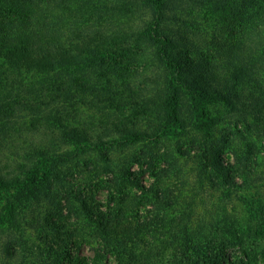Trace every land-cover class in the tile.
I'll return each mask as SVG.
<instances>
[{
    "label": "trees",
    "instance_id": "1",
    "mask_svg": "<svg viewBox=\"0 0 264 264\" xmlns=\"http://www.w3.org/2000/svg\"><path fill=\"white\" fill-rule=\"evenodd\" d=\"M202 12L214 18L209 34L198 21ZM229 115L230 136L238 125H264V0H0V189L9 192L0 224L7 256L18 257L19 249L40 264H159L148 238L165 226L163 217L130 221L119 195L117 207L102 210L94 195L61 185L54 142L81 153L191 126L203 137L201 166L238 187L233 175L254 167L258 156L248 147L229 162L212 144L211 132ZM26 118L38 142L21 153L16 171L5 163L6 150L14 152L13 122ZM259 133L264 141V127ZM120 172L129 179V169ZM150 188L154 211H164L166 190ZM41 197L53 206L39 235L43 248L27 233L30 208ZM80 211L95 243L85 257L78 247L68 249L76 229L66 221ZM257 217L264 224V201ZM175 233L168 264H238L225 255L226 241L215 245L185 227Z\"/></svg>",
    "mask_w": 264,
    "mask_h": 264
},
{
    "label": "rangeland",
    "instance_id": "2",
    "mask_svg": "<svg viewBox=\"0 0 264 264\" xmlns=\"http://www.w3.org/2000/svg\"><path fill=\"white\" fill-rule=\"evenodd\" d=\"M198 21L207 34L214 27V18L208 12H202ZM224 118L211 132L210 139L214 146L219 147L220 155L232 162L234 151L249 147L258 156L254 167L249 165L244 168L242 175H233V181L241 187L228 186L216 170L201 166L196 155L202 150L203 137L201 132L191 126L149 138L139 137L121 142L111 140L99 150L81 153L75 151L71 144H58L60 142L57 139L53 149L57 152L55 165L58 171H63L60 174L61 185L67 186L71 183L80 188L84 197L94 195L95 200L101 203L102 210L109 206L117 207L113 199L119 195L124 199L121 204L124 216L130 221L153 219L156 215L163 217L165 226L155 229L151 232V238H148L156 263L168 264L166 261L171 254L170 242L178 237L176 229L185 227L190 231H197L215 245L220 240L226 241L224 252L233 262L262 264L260 256L264 255V224L259 222L257 210L264 201V141L259 133L264 125L261 124L259 128L251 131H245L243 125H238V132L234 131V136H230L234 127L231 122L233 117L229 115ZM21 123L22 120L17 119L13 122L15 126L9 145L11 144L14 152L6 150L8 159L5 163L8 168L16 171L21 161V153L28 150L32 143L38 142L39 136L32 128H27L30 123L27 118L25 124ZM229 136L232 141L228 144L225 142ZM179 150L186 153L182 154ZM102 155L109 157L110 162H104ZM135 159L139 162H132ZM124 169L131 171L129 179L121 175L120 171ZM4 172L5 170L2 173ZM156 175L162 176L156 178ZM136 181L142 187H138ZM153 183L166 190L162 193L168 201L164 205V211H154L152 201L155 190L150 188ZM56 189L58 193L54 197L60 200L61 194ZM8 193L5 189H0V212ZM64 202L63 198L60 205ZM52 207L49 198L41 197L31 206L27 218L30 223L27 228L28 237L42 248L39 235H43L44 217ZM65 219V216L61 217V220ZM66 222L71 225H68L70 229H76L68 243L69 251L73 252L78 247L82 256L90 255L91 247L95 243L90 238L91 229L87 218L80 211L77 215L71 214ZM2 225L0 224V264H27V261L29 264L32 261L43 263L40 259H35V256L29 260L30 255L19 249L18 257L9 258L4 249L6 233L1 228Z\"/></svg>",
    "mask_w": 264,
    "mask_h": 264
}]
</instances>
